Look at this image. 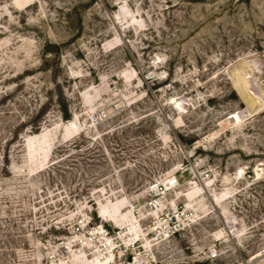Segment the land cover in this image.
Instances as JSON below:
<instances>
[{"label":"rangeland","instance_id":"obj_1","mask_svg":"<svg viewBox=\"0 0 264 264\" xmlns=\"http://www.w3.org/2000/svg\"><path fill=\"white\" fill-rule=\"evenodd\" d=\"M0 264H264V0H0Z\"/></svg>","mask_w":264,"mask_h":264},{"label":"built area","instance_id":"obj_2","mask_svg":"<svg viewBox=\"0 0 264 264\" xmlns=\"http://www.w3.org/2000/svg\"><path fill=\"white\" fill-rule=\"evenodd\" d=\"M168 183V187L172 188V187H175L178 183L177 179L176 178H171L167 181ZM160 201L159 200H154L153 203H151V206L153 208H155L156 206L158 207H161V205H159ZM155 205V206H154ZM178 212L177 211H174L170 214H167L165 217L166 218H162L161 221H159L158 219V213H156V217L155 219L158 220L156 223H155V227H154V231H156V233L154 234V238L157 240L158 238H160V236L162 237H166V236H174L175 234H177L180 230H182V223L180 222V220H178ZM96 229H99L100 231V234H105V236L108 234L106 229L104 227H98V228H93L91 231H90V234L91 233H96L97 230ZM111 241H113L111 239ZM137 241H134V244H136ZM115 243V242H114ZM133 244V245H134ZM116 245V243H115ZM129 246V244L127 245ZM125 248V246H123ZM115 250L116 248H113L110 250V252H113V256L115 257ZM108 252L105 251V254H107ZM133 255V254H132ZM135 256H132V261H135ZM138 263V261H136Z\"/></svg>","mask_w":264,"mask_h":264},{"label":"bare ground","instance_id":"obj_3","mask_svg":"<svg viewBox=\"0 0 264 264\" xmlns=\"http://www.w3.org/2000/svg\"><path fill=\"white\" fill-rule=\"evenodd\" d=\"M244 82V81H243ZM245 84L247 83V82H244ZM235 88H236V90L238 91V88H239V86L237 85V84H235ZM245 93H243V92H239V95H240V97L242 98V99H244L245 101H248L246 98H247V96L245 97V95H244ZM247 95V94H246ZM248 104V106H249V102L247 103ZM68 127L70 128V129H73L74 130V133L76 132V125H75V123H73V122H70L69 124H68ZM159 205H160V203H159ZM96 230H98V232H99V229H96ZM170 237L169 236H166L164 239H162L161 241H165V240H167V239H169ZM144 239V238H143ZM105 240H106V238H105ZM134 241H139V240H134ZM134 241H132L131 240V243L129 244V246H132V247H134L135 246V244H134ZM149 242H151V241H149ZM134 244V245H133ZM108 245H110L109 247H110V250L111 249H113V247H114V243H113V241H111L110 240V244H109V242H108ZM144 245H145V243H144ZM113 246V247H112ZM135 261H139L138 259H135Z\"/></svg>","mask_w":264,"mask_h":264},{"label":"trees","instance_id":"obj_4","mask_svg":"<svg viewBox=\"0 0 264 264\" xmlns=\"http://www.w3.org/2000/svg\"><path fill=\"white\" fill-rule=\"evenodd\" d=\"M35 135H37V134H35ZM49 151H50V148H49Z\"/></svg>","mask_w":264,"mask_h":264}]
</instances>
